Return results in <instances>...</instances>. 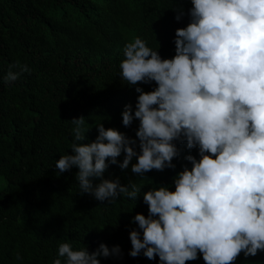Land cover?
<instances>
[{"label":"clouds","instance_id":"9594fccd","mask_svg":"<svg viewBox=\"0 0 264 264\" xmlns=\"http://www.w3.org/2000/svg\"><path fill=\"white\" fill-rule=\"evenodd\" d=\"M190 22L175 30V55L162 58L136 36L126 43L120 78L135 86V109L126 104L122 124L139 121L137 139L114 128L96 126L91 143L81 131L86 118L70 122L72 154L55 163L59 173L78 168L80 193L108 204L121 195L137 201L142 186L119 177L104 179L110 164L144 176L155 169H175L174 141L198 149L191 164L173 177L174 191L158 186L143 192L148 215L130 221L129 255L159 257V264H186L202 255L204 264H235L264 252V0H190ZM183 11L175 16L180 21ZM19 71H13V69ZM30 72L19 62L9 66L4 82ZM155 82L145 91L139 84ZM124 154L122 162L117 158ZM99 183H93V180ZM142 237V238H141ZM120 247L105 244L89 252L71 243L58 246L53 264H100L99 257L118 255ZM16 259H22L17 254Z\"/></svg>","mask_w":264,"mask_h":264},{"label":"trees","instance_id":"16d2710c","mask_svg":"<svg viewBox=\"0 0 264 264\" xmlns=\"http://www.w3.org/2000/svg\"><path fill=\"white\" fill-rule=\"evenodd\" d=\"M191 7L190 0H0V264H53L63 242L74 250L87 246L90 253L101 243L120 247L118 255L99 257L100 264H159L158 256L149 260L143 250L129 255V232L139 230L130 221L137 213L148 215L143 192L158 186L174 191L173 177L185 165L191 168L185 157L199 159L198 149L174 141L175 169L144 176L131 172L135 158L125 170L110 164L104 179L142 186L137 201L121 195L111 204L81 194L78 168L59 173L55 163L72 154L74 118H86L81 131L91 127L81 143L94 141L101 123L137 139L139 121L122 124L124 106L135 109L139 95L120 78L124 47L139 36L162 58H172L175 30L190 22ZM16 62L30 72L4 82ZM123 159L122 153L117 160ZM186 264H204L202 255ZM235 264H264V252L241 253Z\"/></svg>","mask_w":264,"mask_h":264}]
</instances>
